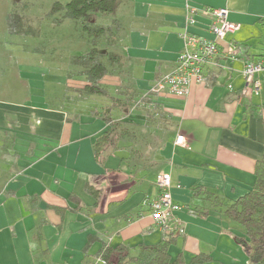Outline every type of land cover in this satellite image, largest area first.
<instances>
[{
	"label": "crops",
	"instance_id": "0c3cea01",
	"mask_svg": "<svg viewBox=\"0 0 264 264\" xmlns=\"http://www.w3.org/2000/svg\"><path fill=\"white\" fill-rule=\"evenodd\" d=\"M189 2L226 8L228 20L239 29L219 42L218 55L205 69L203 81L192 82L184 98L147 92L170 71L182 49L185 0L116 2L113 15L119 14L114 18L118 30L107 49L121 56V65L100 79L107 92L101 96L102 110H93L91 124L88 118L86 124L88 134L94 133L96 139L108 128L107 121L123 123L138 139L134 145L136 155L144 156L142 164L132 158V145L125 140L101 163L93 156L94 141L88 152L82 151V137L73 124L82 123L79 114L69 123L65 114L54 110L34 107L27 114L20 107L22 113L17 111L7 122L0 111V131L6 135L2 138L13 134L14 142L11 148L0 149V264H58L53 251L68 246L74 224L79 232L91 231L86 239L93 236L99 248L103 243L149 244L145 239L153 237L156 243L165 233L141 203L155 195L153 181L159 173L170 176L172 198L181 205L176 219L182 232L174 223L167 232L174 231L171 246L179 244L178 253L204 254L201 246L210 243L206 232L218 234L220 241L232 243L230 237L235 241L232 224L226 222L224 229L225 219L215 213L193 216L188 206L204 204L200 198H190L193 187L227 200L251 187L254 165L264 151V75L259 76L260 94L242 97L240 73L244 62L264 57V0ZM204 24L201 20L188 30L211 39ZM229 44L237 47L233 59L225 55ZM177 135L184 136L189 148L174 143ZM95 167L102 172H94ZM87 186L99 197L90 194ZM189 225L196 231L194 236L186 233ZM236 246L242 251L235 241L232 247ZM244 257L243 264H250Z\"/></svg>",
	"mask_w": 264,
	"mask_h": 264
},
{
	"label": "rangeland",
	"instance_id": "374dc122",
	"mask_svg": "<svg viewBox=\"0 0 264 264\" xmlns=\"http://www.w3.org/2000/svg\"><path fill=\"white\" fill-rule=\"evenodd\" d=\"M67 1L0 0V111L6 115L7 122L12 120L17 111L22 113L20 107L27 114L30 113L28 108L34 107L54 110L65 114L69 123L74 120V114H79L82 123L74 121L73 124L75 130L78 133L80 131L79 136L82 137L79 140L80 149L88 152L91 142L95 139L94 133L88 134V124H91L89 120L92 119L91 112L102 110V105H100L102 98L98 95H83L79 92L84 83L83 68L72 65L70 60L90 49V39L81 33L77 23L65 19L63 12H52L54 3L64 4ZM12 11H16L21 18L23 33H11L7 29L6 16ZM120 15L122 16V14ZM118 16V13L107 16L98 15L96 25L108 26ZM102 47H100V53L104 51ZM87 118L88 124H86ZM98 122L103 123L101 119ZM4 135L5 133L0 131V149L4 146L11 148L14 143L11 140L13 134L8 135L5 140L2 138ZM138 156L137 158L141 160L142 164L143 156ZM132 158L137 159L133 155ZM93 171L100 173L102 168L95 167ZM93 219H96V216ZM207 222L216 226L219 224L211 220H207ZM226 222L228 225L232 224L231 235L242 237L241 228L227 220H223V224H221L224 229ZM72 227H74L75 233L71 236L68 246L63 248L61 245V248H56L53 251L58 264H94L99 249L98 242H92L84 250L86 238L92 232L89 230L88 232L87 230L79 232L78 224H74ZM185 230L190 236H194L196 233L192 225L185 227ZM154 232L153 236L157 237L158 230ZM204 234L210 243L208 246L202 245L200 251L204 253L203 255L211 258L197 264H243L245 254L243 251H239L237 246L236 248L232 247L235 241L228 233H226V237H230L232 243L226 239L220 241L219 237L221 236L216 233L208 234L206 232ZM151 237L150 234L149 238ZM153 238L151 240L146 238L145 241L153 244L155 243ZM140 239L141 237H139V241H142ZM180 240H182V236ZM179 247V244L170 247L172 257L181 251ZM184 255L187 262L193 256L187 252Z\"/></svg>",
	"mask_w": 264,
	"mask_h": 264
},
{
	"label": "trees",
	"instance_id": "16d2710c",
	"mask_svg": "<svg viewBox=\"0 0 264 264\" xmlns=\"http://www.w3.org/2000/svg\"><path fill=\"white\" fill-rule=\"evenodd\" d=\"M116 2L117 0H68L64 4L56 2L52 6V12H63V17L77 23L81 33L90 39V49L70 60L72 65L83 68L84 84L79 89L83 95L105 96L107 92L99 84L100 79L109 69L112 71L121 65V56L115 50L107 49L118 30L117 21L112 20L108 26L96 25L98 15L107 16L114 13ZM6 27L11 33L24 32L21 18L16 11L6 16ZM100 47L104 50L103 53H100ZM106 123L108 128L92 144L94 159L101 163L110 151L117 149L119 142L124 140L132 145L130 153L133 155L134 152L137 157L138 147L134 144L138 139L134 138L135 134L121 122ZM87 190L94 197H99L97 191L88 186ZM190 194L191 199L200 198L204 201L200 206H188L191 215L206 217L215 213L220 218L238 225L242 230V237H235V241L249 263L264 264V151L254 165L251 187L243 195L234 200H227L200 187L191 188ZM173 232L165 233L153 244L112 246L103 243L96 253V258L104 261V264H197L210 259L203 254L193 255L189 262L181 253L172 257L170 247L175 241ZM92 242L93 236H89L84 250Z\"/></svg>",
	"mask_w": 264,
	"mask_h": 264
},
{
	"label": "built area",
	"instance_id": "2783aa9c",
	"mask_svg": "<svg viewBox=\"0 0 264 264\" xmlns=\"http://www.w3.org/2000/svg\"><path fill=\"white\" fill-rule=\"evenodd\" d=\"M184 29L181 33L182 49L177 54L174 65L170 71L161 75L149 88L147 95L174 96L184 98L188 95L192 82L201 83L205 69L213 64L218 55L219 42L224 41L228 34L239 29V25L228 20V10L224 7H197L185 0L184 4ZM201 20L205 21V29L212 38L189 32L190 27L197 26ZM225 55L231 59L235 57L237 47L229 44ZM243 88L240 91L242 97L260 94V75H264V57L247 60L241 70ZM228 88H231L228 85ZM174 143L180 147L189 148L186 139L177 135ZM153 186L156 190L154 196L144 197L141 206L146 208L154 224L163 233H167L171 223L176 225L181 233L180 223L176 214L181 210V205L175 202L171 195V178L168 174L159 173L154 177ZM179 188V185H176ZM94 264H104V261L96 258Z\"/></svg>",
	"mask_w": 264,
	"mask_h": 264
}]
</instances>
